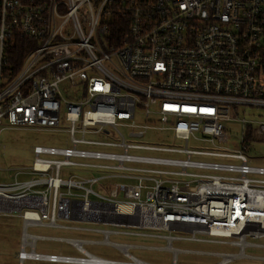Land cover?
Here are the masks:
<instances>
[{
	"label": "built area",
	"instance_id": "obj_1",
	"mask_svg": "<svg viewBox=\"0 0 264 264\" xmlns=\"http://www.w3.org/2000/svg\"><path fill=\"white\" fill-rule=\"evenodd\" d=\"M263 48L264 0H0L1 130L69 140L31 147L30 167H0L12 178L0 216L22 222L18 264H264V167L246 155L249 135L264 142ZM234 124L239 149L224 146ZM153 131L184 146L137 143ZM44 241L76 254L39 252Z\"/></svg>",
	"mask_w": 264,
	"mask_h": 264
},
{
	"label": "rangeland",
	"instance_id": "obj_2",
	"mask_svg": "<svg viewBox=\"0 0 264 264\" xmlns=\"http://www.w3.org/2000/svg\"><path fill=\"white\" fill-rule=\"evenodd\" d=\"M251 110H248L247 113H250ZM260 114L264 116V111H261ZM3 127V126H2ZM125 132V131H124ZM229 142L224 144V146L230 149H239L240 142L239 138L241 136L240 128L238 124H234L230 132ZM94 140H105L102 137H93ZM137 143L147 144L152 146H163V147H181L184 146L182 142L177 141L173 136L165 134L162 132H148L143 139ZM69 145L68 135L65 132H53V131H39L33 129H11L5 128L1 130L0 127V167L1 168H10L15 169L17 167H30L33 162V155L30 153V148L33 146H43V147H67ZM191 149L197 150H209L212 148L211 144L200 143L197 141H191ZM142 155L149 156H168L173 157L174 155L169 153L153 152V151H137ZM247 157L252 161L256 166L264 167V142L251 143L246 150ZM200 160H217L212 157H194ZM79 169H72V172L69 174L79 173ZM13 174V173H11ZM1 181H10L12 178H9L8 173L0 179ZM21 230V221L16 219V217H2L0 216V264H18L15 259V252L19 249V235ZM32 233L39 235H51L58 237H67V238H97L90 235L75 234L71 232H61L51 229L37 228L32 229ZM113 241L123 242L124 239L121 238H112ZM138 242H148L153 244H163L159 241H144V240H133ZM175 247L188 248V249H208L215 251H231L227 248H214L204 245L188 244L181 243L175 244ZM88 250L104 255L115 257L118 254L115 251L108 247H96V246H87ZM37 250L42 253H67L76 254V252L67 244L55 243V242H39L37 245ZM259 253L264 254L260 251ZM143 257L151 258L152 260L158 259H169V256L166 254H140ZM215 259L204 258L194 255H181L179 257V262L181 264H208L213 262ZM25 264H44L38 262L27 261ZM233 264H259V263H249L245 261H238Z\"/></svg>",
	"mask_w": 264,
	"mask_h": 264
},
{
	"label": "trees",
	"instance_id": "obj_3",
	"mask_svg": "<svg viewBox=\"0 0 264 264\" xmlns=\"http://www.w3.org/2000/svg\"><path fill=\"white\" fill-rule=\"evenodd\" d=\"M21 51V49H17V53ZM21 57H22V51H21ZM260 58H261V62H262V66H263V71H264V48L261 50L260 52ZM253 141V138L251 135L248 136L247 138V146H249Z\"/></svg>",
	"mask_w": 264,
	"mask_h": 264
},
{
	"label": "crops",
	"instance_id": "obj_4",
	"mask_svg": "<svg viewBox=\"0 0 264 264\" xmlns=\"http://www.w3.org/2000/svg\"><path fill=\"white\" fill-rule=\"evenodd\" d=\"M72 172V171H71ZM70 173V172H69ZM69 175V174H68ZM68 175H66V176H68ZM2 217H14V216H2ZM16 219H19V218H17L16 217ZM20 221H21V219H19ZM21 229H22V222H21ZM20 235H21V230H20ZM20 235H19V248H20ZM19 250V249H18ZM18 251H16L15 252V255H16V253H17ZM51 253H56V252H51ZM56 254H69V252H67V253H56ZM15 259H16V257H15ZM16 261H17V259H16ZM17 263H18V261H17Z\"/></svg>",
	"mask_w": 264,
	"mask_h": 264
}]
</instances>
